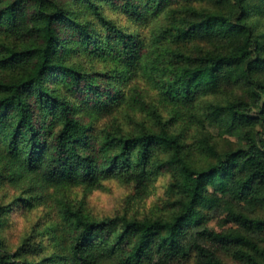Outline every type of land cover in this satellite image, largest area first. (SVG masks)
I'll list each match as a JSON object with an SVG mask.
<instances>
[{"label":"trees","instance_id":"1","mask_svg":"<svg viewBox=\"0 0 264 264\" xmlns=\"http://www.w3.org/2000/svg\"><path fill=\"white\" fill-rule=\"evenodd\" d=\"M224 255L264 264V0H0V264Z\"/></svg>","mask_w":264,"mask_h":264},{"label":"rangeland","instance_id":"2","mask_svg":"<svg viewBox=\"0 0 264 264\" xmlns=\"http://www.w3.org/2000/svg\"><path fill=\"white\" fill-rule=\"evenodd\" d=\"M72 61H74L72 59ZM231 87L224 88L223 93L230 92ZM223 95H219V98L222 99ZM217 131L215 130V133ZM227 139L232 141L235 140L234 137L226 136ZM83 191V190H81ZM129 188L121 184L118 181H107L104 185L98 189L93 190L86 198V204L91 210L100 215L113 214L117 211H121L127 208L130 212L136 210L144 211L149 209L157 199L163 195L165 187H163V182L159 181L156 183L155 188L153 189L154 193H151V196L142 201H137L136 199L127 202L124 198L129 193ZM38 218L37 211L29 212L19 210V208L14 212V217L12 218L13 225L6 229L1 236H5V240L11 247L15 249L22 240L24 233L31 229L33 223L36 222ZM218 223V218L214 219L210 224L215 226ZM223 258L228 261L230 264H240L239 262L234 261L231 257L224 255ZM175 264H195L193 262H177Z\"/></svg>","mask_w":264,"mask_h":264}]
</instances>
